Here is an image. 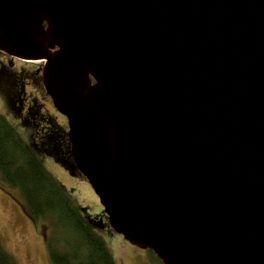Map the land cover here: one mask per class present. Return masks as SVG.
<instances>
[{
	"label": "water",
	"instance_id": "water-1",
	"mask_svg": "<svg viewBox=\"0 0 264 264\" xmlns=\"http://www.w3.org/2000/svg\"><path fill=\"white\" fill-rule=\"evenodd\" d=\"M0 50L43 61L126 241L163 264H264V0H0Z\"/></svg>",
	"mask_w": 264,
	"mask_h": 264
},
{
	"label": "trees",
	"instance_id": "trees-1",
	"mask_svg": "<svg viewBox=\"0 0 264 264\" xmlns=\"http://www.w3.org/2000/svg\"><path fill=\"white\" fill-rule=\"evenodd\" d=\"M0 177L5 187L20 191L24 211L46 230L43 235L52 264H117L92 221L96 217L75 204L46 169L40 150L1 113ZM152 254L157 264H163ZM0 264H20L1 239Z\"/></svg>",
	"mask_w": 264,
	"mask_h": 264
},
{
	"label": "rangeland",
	"instance_id": "rangeland-1",
	"mask_svg": "<svg viewBox=\"0 0 264 264\" xmlns=\"http://www.w3.org/2000/svg\"><path fill=\"white\" fill-rule=\"evenodd\" d=\"M3 103L4 100L0 96V113L9 119L26 140L30 141V138L4 113ZM40 157L46 169L64 186L76 205L85 208L90 216L103 214L104 208L98 196L79 171L71 174L51 156L41 152ZM21 203L20 191L5 187L0 177V239L20 264H52L43 235L45 230L31 220ZM98 232L108 244L117 264H157L151 250L132 245L110 226L99 229Z\"/></svg>",
	"mask_w": 264,
	"mask_h": 264
},
{
	"label": "flooded vegetation",
	"instance_id": "flooded-vegetation-1",
	"mask_svg": "<svg viewBox=\"0 0 264 264\" xmlns=\"http://www.w3.org/2000/svg\"><path fill=\"white\" fill-rule=\"evenodd\" d=\"M43 68L42 62L15 57L0 50L2 110L30 138L27 141L40 153L51 156L74 174L78 170L74 167L71 154L68 120L55 108L44 88ZM93 217L103 219L105 224L107 222L104 212Z\"/></svg>",
	"mask_w": 264,
	"mask_h": 264
},
{
	"label": "bare ground",
	"instance_id": "bare-ground-1",
	"mask_svg": "<svg viewBox=\"0 0 264 264\" xmlns=\"http://www.w3.org/2000/svg\"><path fill=\"white\" fill-rule=\"evenodd\" d=\"M36 62H43V61H36Z\"/></svg>",
	"mask_w": 264,
	"mask_h": 264
}]
</instances>
